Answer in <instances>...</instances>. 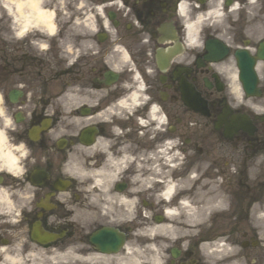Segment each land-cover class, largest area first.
<instances>
[{
  "label": "clouds",
  "instance_id": "1",
  "mask_svg": "<svg viewBox=\"0 0 264 264\" xmlns=\"http://www.w3.org/2000/svg\"><path fill=\"white\" fill-rule=\"evenodd\" d=\"M131 3L132 0L127 3L126 0H0V26L5 29L0 31V38L9 43L27 38L35 54L42 58H47L55 38L58 57L65 62V67H72L82 56H100L98 34H107L105 41H109L110 47L103 54V64L119 78L127 73V78H118L108 87L100 88L70 83L56 97L61 116L47 133L58 143L62 137H80L90 126L110 125L104 129L110 135H104L97 127L92 143L81 140L74 143L60 168L65 181L76 182V191L83 194L88 210L78 211L69 203L73 196L69 187L58 189L55 196L72 213L68 219L79 223L86 235L92 233H89L88 224L105 217L106 226L118 230L119 225L142 224L131 229V240L127 233L121 232L127 239L119 250L110 252L100 249L84 252V242L63 248L55 245L45 248L30 239L27 225L13 227L8 232L9 242L0 241V264H169L174 255L168 250L175 248L176 241H181V253L187 252L191 241L185 237H199L201 225L212 226L214 212L230 209L229 195L218 190L223 178L217 176L215 182L210 178L201 179L209 164L200 168L193 166L183 177L174 175L183 169L192 150L184 149L185 142L180 136L166 135L175 125L170 124L164 105L149 91V81L156 77L157 69L165 73L167 68L158 64L154 67L150 60L138 63L134 59L136 49L121 42L119 26L110 17L113 11L117 20L121 12L128 17L132 12ZM173 3L171 14L179 21L178 39L174 43L181 49L175 60L177 64L191 66L196 63L198 54L206 48L208 33H215V38L231 48L235 39L231 29L240 22L242 13L247 21L243 29L245 43H264V0H173ZM129 24L131 28L143 27L139 19H132ZM61 32L64 34L60 35ZM141 35L140 43L149 45L150 36ZM247 51L255 56V48ZM146 55L152 57V51L147 50ZM207 69L223 84L224 98L231 109L243 108L246 114L264 117V95L254 98V94L249 93L235 58L208 59ZM253 71L258 79L264 80V62L255 63ZM18 87L24 85L21 83ZM117 87L123 89V93L101 107V101ZM84 106L96 111L73 115ZM35 109L33 104L24 118L30 121ZM43 114L52 118L56 109H45ZM130 119L137 126L138 138L144 140L146 137L147 141L154 142L151 148L141 149L128 138L133 128L116 123ZM189 127L195 128L196 123L190 121ZM22 131L15 111L0 93V177L7 175L16 181L14 184L0 181V225H19L25 213L34 211L38 185L27 177L30 166L37 160L29 143L16 135ZM49 150H54L51 145ZM100 156L102 160L98 159ZM46 161V156L40 158L41 164ZM260 162L258 157L257 163ZM231 171L236 173L237 168L233 165ZM124 181L127 187L118 190L117 184ZM194 187L191 195H180L191 192ZM144 193L148 195L142 203L141 194ZM145 201L152 206H147ZM138 208L142 220H138ZM157 214L164 220L157 222L154 219ZM48 222L61 223L63 219L57 221L52 215ZM249 222L256 230L259 245L264 246V205L260 201L252 203ZM199 251L203 264H241L236 258L241 248L228 235L201 240Z\"/></svg>",
  "mask_w": 264,
  "mask_h": 264
},
{
  "label": "flooded vegetation",
  "instance_id": "2",
  "mask_svg": "<svg viewBox=\"0 0 264 264\" xmlns=\"http://www.w3.org/2000/svg\"><path fill=\"white\" fill-rule=\"evenodd\" d=\"M131 7L132 12L128 17L122 12L118 13L117 18L120 21L116 19L117 14L114 11L110 12V17L113 18L116 26H119L121 42L136 49L134 59H137L138 63L150 60L154 67L158 64L167 68L165 73L157 69L156 77L149 81L151 84L149 91L155 100L164 105L169 113L170 124L175 125L166 135L180 136L185 142L184 149L192 150V155L187 156L183 169L176 171L174 175L183 177L193 166L200 168L207 163L209 167L201 179L210 178L215 182L217 176L222 177L223 183L219 185L218 190L235 199L229 210L213 213L210 228L206 225L200 226L202 230L199 237H185L191 241L187 252L181 253V241H176L175 248L168 250L170 255L171 252L174 255L169 264H203L199 251L200 241L218 235H228L231 241L241 248L236 257L241 260V264L245 262L252 264L253 261L255 264H264V246L259 245L256 230L249 222V209L252 203L260 201L264 205V117L259 118L250 112L246 114L243 108L231 109L224 98L223 84L218 76L215 78L207 69L208 59L219 60L231 56L240 64L245 83H255V89L259 93H253L254 98L264 95V80L258 79L257 73L253 71L255 63L264 62L261 59L264 57V43H245L243 29L247 21L242 13L240 22L231 29L235 37L231 48L215 38V33H208L206 48L198 54L196 63L191 66L180 65L175 62L176 57L181 54L179 52L181 49L174 43L178 39L179 21L171 14L174 7L173 0H142V2L132 0ZM106 11L110 10L106 9ZM132 19H139L143 27L131 28L129 23ZM3 30L5 29L0 26V31ZM142 33L150 36V44L147 46L140 43ZM98 38L101 42V55L82 56L72 67H65V62L59 59L55 38L52 40V48L47 58L37 56L27 42V38L24 41L11 43L0 38V93L5 95L10 109L15 111L23 128V131L16 135L26 140L33 149L37 163L30 166L27 178L38 185L34 211L25 213L19 225H0V241L4 243H8V239H11L8 236L10 229L27 225L29 228L27 235L30 239L45 248L53 245L63 248L69 244L84 242L86 244L82 249L84 252L99 249L110 252L119 250L127 239V236L121 232L127 233L128 239L131 240L133 239L131 229L142 226L133 222L130 225H119L118 230L106 226L108 220L105 217L97 223L88 224L89 233H92L86 235L79 223H73L68 219L72 213L55 196L58 189L69 187L73 193L69 203L74 204L78 211L88 210L83 194L76 191V182L65 181L61 177L60 168L67 158V151L74 143L78 144L81 140L90 144L94 141L97 127L103 133L105 128H110V125L90 126L81 133L80 137H62L58 143L52 141L47 133L61 116L56 97L63 93L70 83L100 88L108 87V84L119 78L118 74L112 73L103 64V54L110 47L109 41H105L107 34L102 32L98 34ZM250 48L256 49L255 56L249 55L247 49ZM149 49L152 51V57L146 55ZM127 75L123 73L119 79L124 80ZM21 83L24 85L23 88L18 87ZM116 83L118 84L119 81ZM122 93L123 89L117 87L115 92H110L109 96L101 101L100 106H105ZM33 104L36 105V109L29 121L24 117L32 110ZM50 108L56 109V115L52 118L43 114L45 109ZM92 111L95 112L96 109L92 110L84 106L79 110L80 113L76 112L73 115H87ZM190 121L196 123L195 128L189 127ZM116 123L122 127L130 125L133 128L128 138L141 149L152 147L154 142L147 141L146 137L141 140L136 136L137 126L134 120L116 121ZM103 134L110 135V132ZM50 145L54 150H49ZM42 156L47 157L46 163H40ZM258 157L261 158L260 163H257ZM98 159L102 160L103 157L100 156ZM233 165L237 168L236 173L231 171ZM2 180L8 184L16 183L7 175L0 177V181ZM126 187V181L117 184L118 190H124ZM194 192L195 187L191 192L180 195H191ZM147 195V193L141 194L142 203ZM144 203L152 206L148 201ZM137 214L138 220H142L139 208ZM52 215L57 221L63 219V222L49 224L48 217ZM154 219L161 222L164 217L157 214Z\"/></svg>",
  "mask_w": 264,
  "mask_h": 264
}]
</instances>
